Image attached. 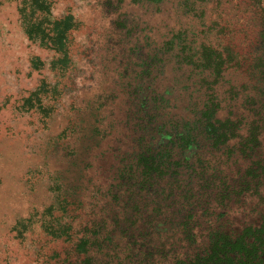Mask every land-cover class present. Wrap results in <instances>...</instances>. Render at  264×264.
Instances as JSON below:
<instances>
[{
    "label": "rangeland",
    "instance_id": "374dc122",
    "mask_svg": "<svg viewBox=\"0 0 264 264\" xmlns=\"http://www.w3.org/2000/svg\"><path fill=\"white\" fill-rule=\"evenodd\" d=\"M216 54L220 74L204 66ZM251 126H264V0H0V264H85L76 246L95 226L121 249L132 204L154 207L133 179L147 144L181 163L205 242L259 222Z\"/></svg>",
    "mask_w": 264,
    "mask_h": 264
},
{
    "label": "trees",
    "instance_id": "16d2710c",
    "mask_svg": "<svg viewBox=\"0 0 264 264\" xmlns=\"http://www.w3.org/2000/svg\"><path fill=\"white\" fill-rule=\"evenodd\" d=\"M213 56L204 66L214 68L213 71L220 74L222 64L215 62L222 58L217 54ZM210 126V138L220 134L221 128ZM258 130L259 126L250 128L248 141L252 146H256L262 132L264 134V126L261 132ZM175 138L178 139V136L175 135ZM151 148L147 144L138 154L133 179L137 177L135 192L141 197L146 192H155L152 194L154 207L150 210L146 207L144 210L141 205L132 204L130 209L134 217L129 220L131 223L126 219L121 221L122 224H128L125 231L123 227L120 230L125 241L121 249L113 232L104 235L102 227L95 226L88 238L80 239L81 243L76 246L75 253L79 252V256L85 257V264H102V258L110 262L116 260V264H264V209L259 222L239 229L222 223L216 228L212 226L213 230L210 229L205 242L200 230L202 223L199 211L193 207L195 203L191 204L192 199L188 193L180 191L177 186L181 163L176 160L174 152L155 154ZM246 174L247 171L238 181L240 188L245 184L244 180L248 177ZM250 174L256 178L253 179L254 183H263L264 155ZM131 176L127 175L123 180H131ZM234 187L229 185L225 192L230 195ZM143 227H146L145 231ZM97 248L101 258L98 253H91ZM109 261H103V264H110Z\"/></svg>",
    "mask_w": 264,
    "mask_h": 264
}]
</instances>
